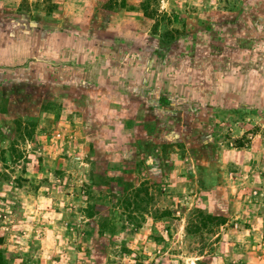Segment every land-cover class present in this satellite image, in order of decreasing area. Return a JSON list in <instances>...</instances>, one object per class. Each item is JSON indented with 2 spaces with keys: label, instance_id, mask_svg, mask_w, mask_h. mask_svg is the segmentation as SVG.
<instances>
[{
  "label": "rangeland",
  "instance_id": "1",
  "mask_svg": "<svg viewBox=\"0 0 264 264\" xmlns=\"http://www.w3.org/2000/svg\"><path fill=\"white\" fill-rule=\"evenodd\" d=\"M0 264H264V0H0Z\"/></svg>",
  "mask_w": 264,
  "mask_h": 264
},
{
  "label": "trees",
  "instance_id": "2",
  "mask_svg": "<svg viewBox=\"0 0 264 264\" xmlns=\"http://www.w3.org/2000/svg\"><path fill=\"white\" fill-rule=\"evenodd\" d=\"M0 260H2V258H1V254H0Z\"/></svg>",
  "mask_w": 264,
  "mask_h": 264
}]
</instances>
